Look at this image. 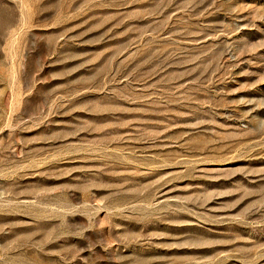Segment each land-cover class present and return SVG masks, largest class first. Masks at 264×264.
I'll list each match as a JSON object with an SVG mask.
<instances>
[{
	"label": "rangeland",
	"instance_id": "rangeland-1",
	"mask_svg": "<svg viewBox=\"0 0 264 264\" xmlns=\"http://www.w3.org/2000/svg\"><path fill=\"white\" fill-rule=\"evenodd\" d=\"M0 264H264V0H0Z\"/></svg>",
	"mask_w": 264,
	"mask_h": 264
}]
</instances>
